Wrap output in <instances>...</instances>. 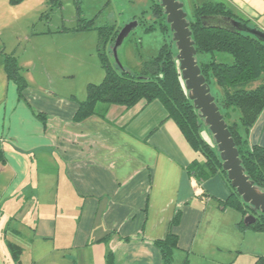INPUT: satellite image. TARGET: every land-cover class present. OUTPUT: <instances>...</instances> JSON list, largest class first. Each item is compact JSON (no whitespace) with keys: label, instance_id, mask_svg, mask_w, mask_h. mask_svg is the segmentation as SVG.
I'll use <instances>...</instances> for the list:
<instances>
[{"label":"crops","instance_id":"0c3cea01","mask_svg":"<svg viewBox=\"0 0 264 264\" xmlns=\"http://www.w3.org/2000/svg\"><path fill=\"white\" fill-rule=\"evenodd\" d=\"M221 1L264 32V0ZM23 3L0 0V149L6 159L0 165V211H17L6 223L13 235L23 236L13 223L28 220L24 262L105 264L112 251L117 264H162L154 243L170 230L179 237L176 264L186 259L240 264L246 252V263L254 264L264 256V233L242 232V214L220 208L231 195L223 177L201 183L189 175L187 167L203 156L159 101L112 106L105 118L74 121L82 100L54 90L46 60L55 59L62 46L53 35L62 39L71 33L46 38L24 30ZM15 24L22 33L8 41ZM5 53L17 56L29 83L23 98L6 74ZM248 140L264 146V111ZM230 210L240 216L228 229L218 215Z\"/></svg>","mask_w":264,"mask_h":264},{"label":"trees","instance_id":"16d2710c","mask_svg":"<svg viewBox=\"0 0 264 264\" xmlns=\"http://www.w3.org/2000/svg\"><path fill=\"white\" fill-rule=\"evenodd\" d=\"M10 2L17 5L23 0ZM62 3L63 0H52L55 7H61ZM147 12H150L155 20L149 26L144 25L145 32L157 30V26H160L163 32L170 31L160 0H150V8L144 11L143 15ZM49 16L50 13L41 14V18L49 19ZM193 16L194 19L188 17V20L197 55H212L210 60H198L202 74L209 86L215 83L223 90V97L216 98V103L228 124L246 174L256 186L264 190V146L250 145L248 140L251 129L264 111V41L250 33L229 28L226 24L229 20H234L252 28H259L235 13L224 1L195 4ZM212 18L222 21L214 22ZM120 30L117 24L97 26L96 18L87 19L81 15L76 27H64L59 30L61 33L97 31V53L105 71L101 83H90L87 86V97L78 101L74 121L82 122L94 115L105 118L112 106L133 108L141 102L150 104L159 101L193 150L203 156V160H195L187 167L189 175L201 183L216 175L222 176L231 189V195L220 202V208H230L242 214L243 219L238 225L242 232L252 230L264 233V213H254L251 207L243 202L236 189L231 186L227 172L223 170L218 148H214L201 134L205 124L199 117V111L193 101L188 97L177 64L178 51L175 52L171 43L165 42L156 55L142 60L140 71L132 72L125 67L120 68L113 64L109 50ZM215 53L229 54L233 62H218L215 60ZM4 68L8 78L17 85L19 97L23 98V92L29 87V83L14 53L4 54ZM70 98L75 99L74 96ZM39 117L45 120L42 113ZM5 163L4 150L0 149V165ZM250 214H254L257 219L253 224L246 225L244 219ZM179 216L180 213H177L172 227L178 223ZM154 245L161 253L162 264H176L175 252L179 248V237L176 233L170 230L164 238L156 240ZM7 248L14 264H26L23 259L24 247L21 244L9 241ZM105 264H117L114 252L107 254ZM182 264H190V261L186 259ZM254 264H264V256H258Z\"/></svg>","mask_w":264,"mask_h":264},{"label":"rangeland","instance_id":"374dc122","mask_svg":"<svg viewBox=\"0 0 264 264\" xmlns=\"http://www.w3.org/2000/svg\"><path fill=\"white\" fill-rule=\"evenodd\" d=\"M23 1L24 3L21 7L28 14V19L26 18L23 23L24 30L27 29L29 33H44L46 34V38L52 37V33H59V30L64 27H76L78 25L79 15L87 19L96 18L97 26L117 24L121 30L127 28L128 25L137 23L127 33L121 45L117 47V55L114 53L115 43L109 48L113 64L120 68L125 67L132 72L140 71L143 65L142 60L156 55L165 42L171 43L172 48L175 52L177 51L171 30L169 32H163L160 26H157V30L145 32L144 25L149 26L155 20L150 12L143 15V12L148 11L150 8V0H80L79 3L78 0H63L61 7H55L52 4V0ZM180 1L184 4V9L188 17L194 19L195 4H202L208 1L218 2L221 0ZM42 13H50V18H41ZM141 21L143 25H141ZM22 30L23 28L20 29V26L15 24L11 33L8 35V41L18 39ZM53 37L59 39L55 43L56 45H62L55 59H51L50 56L46 57L47 62H49L47 63L48 67L52 71L51 74L54 79V83L52 84L54 90L62 96H76L80 100H85L87 97V86L90 83H101L105 76V71L97 53V31L84 32L83 34L71 33L62 39L58 38V35H53ZM57 50V48H53V51ZM211 58L212 55L210 54L197 55L199 61H207ZM51 60L53 61L50 62ZM215 60L228 64L233 62V58L229 54L224 53H215ZM177 64L180 65L179 61ZM36 69L32 67L33 74L36 73ZM210 88L215 98L221 99L223 97V90L215 83H212ZM201 134L214 148L217 147L207 126H203ZM35 212L32 211L31 213V224L32 221L34 222L33 214ZM16 213L17 211H6L4 208L3 211H0V264H14L10 260L11 255L7 248V242L13 241L29 247L26 243V235H29L28 232L30 230L29 227H26V224H28L27 219L23 225L16 223L12 225L20 229L23 236H19L16 233L13 235L11 231L6 229V223H9L11 221L10 218H14ZM227 213L229 214H219L218 217L222 219L220 221L221 225L229 229L230 221L234 220L235 217L237 218V216L239 218L240 214L233 210ZM210 254L213 258L216 253ZM230 257L231 255H228L224 259L227 260ZM248 258L247 252L241 255L239 260L240 264H247ZM218 260V262L222 261V259ZM201 264L219 263L208 260L201 262Z\"/></svg>","mask_w":264,"mask_h":264},{"label":"water","instance_id":"95a60500","mask_svg":"<svg viewBox=\"0 0 264 264\" xmlns=\"http://www.w3.org/2000/svg\"><path fill=\"white\" fill-rule=\"evenodd\" d=\"M160 2L166 15L167 23L173 33V41L176 43L177 60L180 64L179 68L188 91V97L193 101L195 108L199 111V117L204 121L205 126L209 128L213 136L223 163V170L227 172L231 186L236 189L243 202L248 204L254 213H264V190L256 186L254 181L246 174L228 124L216 103V98L211 93L209 84L202 74L184 4L180 0H160ZM212 19L215 20L214 22L219 21L218 23L222 21L219 18ZM228 22L226 24L227 27L250 33L264 41L263 31L249 27L242 22L234 20H229ZM136 25L137 23H133L128 25L127 28L120 30L115 41V55H117V47L121 45L127 33ZM256 219L254 214H250L245 217L244 223L250 225Z\"/></svg>","mask_w":264,"mask_h":264}]
</instances>
